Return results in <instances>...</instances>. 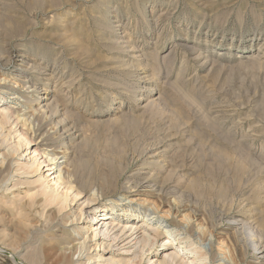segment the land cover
Here are the masks:
<instances>
[{
  "label": "rangeland",
  "instance_id": "rangeland-1",
  "mask_svg": "<svg viewBox=\"0 0 264 264\" xmlns=\"http://www.w3.org/2000/svg\"><path fill=\"white\" fill-rule=\"evenodd\" d=\"M0 80V124L11 135L5 143L0 131V162L23 131L29 152L38 144L58 156L79 193L71 210L34 205L38 177L9 153L0 264H71L92 216L105 219L106 208L115 216L107 222H119L121 205L131 207L129 187L151 191L152 205L196 234L215 235L202 264H218L212 254L264 264L254 255L264 247V0H0ZM140 220L147 242L99 253L131 264L143 253L142 264L173 252L197 261L193 237L165 240Z\"/></svg>",
  "mask_w": 264,
  "mask_h": 264
},
{
  "label": "bare ground",
  "instance_id": "bare-ground-1",
  "mask_svg": "<svg viewBox=\"0 0 264 264\" xmlns=\"http://www.w3.org/2000/svg\"><path fill=\"white\" fill-rule=\"evenodd\" d=\"M25 57H27V56H25ZM25 69H27V68H25ZM1 80H0V88H6L5 86L2 85ZM11 95H13V96H11L12 99H18V92H13ZM5 101H6V99L4 97L0 96V103H4ZM27 109H28V107H27ZM11 114H12V112H11ZM24 116H25V114H24ZM22 120L23 119H21V121ZM3 129H4V127L2 126V124H0V131H1L2 136L4 137V140H5L4 142L6 143V141H8L9 136H11V135L9 134L10 132L8 134L5 132H2ZM20 132H21L20 139L11 145L9 144V147L7 146V148H8L7 152H8V154L13 153L15 155H19V157H20L19 160H21V161L23 159H25L22 162L17 161L18 163L16 162L17 164H14V165H16V168L19 172L21 171L23 175H33L34 174L35 176L38 177V179H36L34 182H32V184H35V183L38 184L37 185L38 190L35 192V194H32L30 196L31 198H35V201L33 204L34 205L38 204V205L44 207L45 209L48 207H55L59 211H63L66 209L71 210L72 204L77 200V198H79V193L76 192L74 190V187L71 185V183L69 181V175H68L69 173L65 167H62V163L61 164L59 163V161H60L59 157L56 156L54 153L47 151L46 149H40V146L38 144L37 145L33 144V147L36 145L35 149L33 151L29 152V150H30L29 146L31 145L30 143L32 141H30L31 140L30 138H29L30 139L29 140L25 137L26 134L23 131H20ZM39 141H40V139H39ZM3 145H1V146H3ZM24 146L27 147L25 150L26 153H24V151H22V148H24ZM1 154L3 157H2L0 163L4 164L8 154H6V153H1ZM62 160H63V158H62ZM1 167H2V165H1ZM4 167H5V165H4ZM6 168H4V170ZM45 168H47L45 170V172H49L47 177L53 176V179L48 180L47 177L44 176L43 170ZM12 170H10V171L12 172ZM50 172H52V173H50ZM3 175H4V173H3ZM50 182H52V184H50ZM147 187H149V186H147ZM60 189H61V191H59ZM130 189H131L130 187L125 189V193H127V194H125V196H129V195L134 196L132 198L130 197V200L128 202L131 205V207L121 205V209L123 210V213L121 214V216H119L120 218H118L119 222H116L117 220L107 222V220L112 219V217H115V216L112 215L111 212H108V210L106 208H104V210H101V212L103 211L106 213H102V214L100 213L99 218H102V216H103L105 219L99 220V219H96V217L92 216L91 217L92 221L89 222V225L82 227V229L79 232V235H82V233L85 231L84 233L86 234V236L85 237L83 236L84 237L83 241L76 243L71 248L72 249L71 251L73 252L72 253L73 256H75V254L78 255L77 260H75L72 256L71 264H131L130 259L126 260L127 258L123 257L124 254L123 255L118 254L117 258H116V255H114V254L110 255L109 257H106L105 255L99 253V251H100V249L104 251V250L110 249L112 247H119L125 242H128V244H130V243L135 241L136 245L138 242H143V243L147 242V240H146L147 238L145 237L144 234L141 237H139V232H136L138 228L135 227L134 221L138 220V219H141L140 221H142L141 222L142 226H146V227H149L151 229H154V228L161 229L163 231V233H160L159 235H157V237H161V236L165 235L166 236L165 240H167L168 238L170 239L173 236V237H178V239L180 241H184V242H179V243H185L186 244V243H188L187 241L190 238L189 235L191 237H193L196 242H194V243L189 242V245L194 246L195 244H197L198 246L190 251V253H192L194 255H191L189 258L196 257V259H197V261L193 262L192 264H197V263L202 264L204 260H208L210 258L209 257L210 252L208 253V252L202 250L201 248L206 247V244H208V246L210 247V251L212 252L213 251V242L215 241V235L211 234V236L209 235L211 238H209L208 236H205L204 234H201L200 232H198L196 234V231H194V229L192 228V224L190 222H187L185 220H179V222H177L175 220V218H171V216L168 215V213H166L165 211L162 212V210H160L156 206L152 205V202L150 200L146 199V197L151 195V194H149V192H151V191L139 192L138 190L137 191H134V190L131 191ZM146 189H148V188H146ZM132 193H138V195L132 194ZM114 194H115V189L111 192V194L109 196L112 201L114 198ZM152 194H154V193H152ZM127 199H129V197H126V200ZM94 200L95 199H92V201H94ZM114 203H116V202H114ZM120 203H123V202H120ZM174 204H175V202H174ZM97 211H99V210H96L95 212H97ZM74 213H76V215L74 214L76 221L82 219V216H83L82 211L74 212ZM142 213H145L144 217H142V216L140 217V214H142ZM94 223L102 224V227L99 229L98 227L92 226ZM185 224H187V227H188V229H185V233H187L188 237H185V235L180 232L182 229H184ZM241 229L244 231L245 223L242 225ZM100 234H103V237L99 238V242H98L97 238L100 236ZM79 239H82V237ZM93 241H94V244L89 245ZM251 242L253 243L254 246H257L256 244H258L257 240H251ZM168 243L171 244L173 247H176L175 243H172V242L171 243L168 242ZM166 245L168 246V244H166ZM131 247H133V246H131ZM131 247H129V248H131ZM92 248H95V250H96L95 255L91 254ZM143 249L144 248H142V251H143ZM261 249H263V251L261 253H258L259 250H261ZM182 250L183 249L181 247H179V251L181 252ZM107 251H109V250H107ZM109 253H110V251H109ZM182 253H185V252H182ZM263 253H264V247L259 248L257 246L256 251H254L255 257L257 258L258 254H263ZM143 254H142V257L140 258L139 262H137L138 264H142L143 256H144ZM221 254H225V253L222 252ZM125 255H130V254H125ZM212 256H213L214 260H219L218 264H225L224 263L225 259L219 258L217 255L215 256L214 254H212ZM219 256H220V254H219ZM261 258H264V256H262ZM168 259L169 260L164 259L161 264H183L184 263L183 258L180 256V254H175V252H173L171 255H169ZM133 264H135V263H133Z\"/></svg>",
  "mask_w": 264,
  "mask_h": 264
}]
</instances>
